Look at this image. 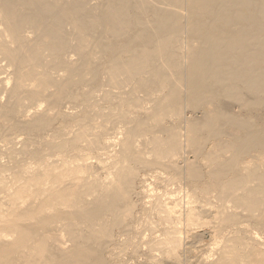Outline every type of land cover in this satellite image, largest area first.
Wrapping results in <instances>:
<instances>
[{"label":"bare ground","instance_id":"obj_1","mask_svg":"<svg viewBox=\"0 0 264 264\" xmlns=\"http://www.w3.org/2000/svg\"><path fill=\"white\" fill-rule=\"evenodd\" d=\"M0 264H264V0H0Z\"/></svg>","mask_w":264,"mask_h":264}]
</instances>
